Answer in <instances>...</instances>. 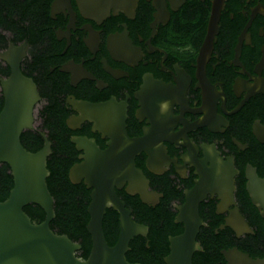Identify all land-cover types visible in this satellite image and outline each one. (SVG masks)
I'll return each instance as SVG.
<instances>
[{
    "label": "flooded vegetation",
    "instance_id": "flooded-vegetation-1",
    "mask_svg": "<svg viewBox=\"0 0 264 264\" xmlns=\"http://www.w3.org/2000/svg\"><path fill=\"white\" fill-rule=\"evenodd\" d=\"M12 66L36 86L32 130L40 134L50 103L66 127L78 116L72 99L126 103L128 137L148 139L134 161L148 204L126 184L116 190L133 220L136 199L168 213L173 231L181 229L168 242L183 232L176 217L186 195L204 183L191 263L227 264L232 250L264 261V218L247 192L248 175L264 180V0H0L2 100ZM67 130L69 141L107 147L90 122ZM230 174L228 203L216 187ZM234 211L246 231L233 223ZM138 224L147 235L135 238L149 249V228ZM158 226L165 230L162 218Z\"/></svg>",
    "mask_w": 264,
    "mask_h": 264
},
{
    "label": "water",
    "instance_id": "water-1",
    "mask_svg": "<svg viewBox=\"0 0 264 264\" xmlns=\"http://www.w3.org/2000/svg\"><path fill=\"white\" fill-rule=\"evenodd\" d=\"M1 87L0 164L9 167L13 185L7 199L0 202V264H139L129 263L125 255L133 238L146 237L147 227L132 219L130 211L118 199L116 190L126 184L127 194L137 195L143 204H148L147 181L134 163L136 156L146 151L148 139L128 137L126 103L111 100L95 105L74 99L68 102L78 116L67 120V128L75 131L83 122H90L95 130L108 138L104 150L86 137H72L70 140L82 155L78 157L80 162L69 169L68 179L73 185L82 182L91 190L86 224L91 249L88 257L81 259L76 257L79 244L49 228L54 218V200L46 184L51 143L43 133V146L35 153L28 152L20 143L21 134L33 128V108L39 101L36 86L21 74L18 66H12L9 78ZM247 179L250 199L264 218V180L252 174ZM216 188L223 198L227 192L229 203L233 191L232 174ZM208 192V186L202 183L186 195V203L176 217V222L183 224V232L168 239L169 253L164 258L165 264H192V255L197 250L195 239L202 224L198 205ZM28 205L41 208L45 214L42 222L31 221L23 212ZM107 209L118 215V237L113 246L107 244L102 226ZM232 221L237 228L247 230L237 211L233 212ZM224 257L227 264H264V261L251 260L236 250L224 253Z\"/></svg>",
    "mask_w": 264,
    "mask_h": 264
},
{
    "label": "trees",
    "instance_id": "trees-1",
    "mask_svg": "<svg viewBox=\"0 0 264 264\" xmlns=\"http://www.w3.org/2000/svg\"><path fill=\"white\" fill-rule=\"evenodd\" d=\"M2 105L3 100L0 98V110ZM47 110L49 125H44V129L41 131L51 143V154L47 159L49 177L46 179V184L54 200V218L50 222L49 228L53 233L65 235L72 242L79 244L80 250L76 252V257L86 259L91 249L90 236L86 231V224L89 220L87 214L89 190L82 183L73 185L69 181L68 171L78 162L74 145L69 141V135L72 132H68L59 106L50 103ZM20 143L25 150L35 153L42 148L43 138L36 130H26L20 136ZM12 185L9 167L0 164V202L7 199ZM136 205L134 220L148 226L150 248H145V243L141 238H134L129 243L131 252L126 254V260L129 263L165 264L163 257L168 251L167 235L179 234L181 229L177 228L173 231L172 217L168 213L162 212L159 215L151 213L152 209L144 206L137 199ZM23 212L31 221L35 222H42L45 217L44 212L36 205L24 207ZM159 218L165 221V230L158 226ZM102 226L107 244L113 246L118 237L117 213L108 209L103 217Z\"/></svg>",
    "mask_w": 264,
    "mask_h": 264
}]
</instances>
